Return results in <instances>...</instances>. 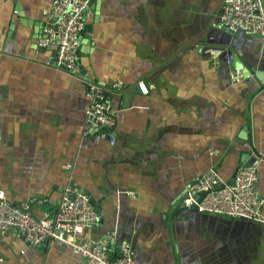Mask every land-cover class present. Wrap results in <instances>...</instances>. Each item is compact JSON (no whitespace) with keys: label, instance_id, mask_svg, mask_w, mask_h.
Listing matches in <instances>:
<instances>
[{"label":"crops","instance_id":"1","mask_svg":"<svg viewBox=\"0 0 264 264\" xmlns=\"http://www.w3.org/2000/svg\"><path fill=\"white\" fill-rule=\"evenodd\" d=\"M51 3L0 0L5 197L42 216L57 211L70 184L101 214L85 236L114 231L111 247L128 242L134 264H264V223L181 202L185 186L211 166L229 180L245 153L257 162L255 188L264 193V81L231 78L234 53L264 72V37L228 31L223 0H92L91 31L81 40L90 43L80 42L78 53L84 78L55 68V46L38 44ZM183 47L174 67L160 68ZM140 80L148 93L123 107ZM91 83L104 88L115 124L83 134ZM0 253L1 264H85L55 241L28 245L14 228L0 234Z\"/></svg>","mask_w":264,"mask_h":264},{"label":"built area","instance_id":"2","mask_svg":"<svg viewBox=\"0 0 264 264\" xmlns=\"http://www.w3.org/2000/svg\"><path fill=\"white\" fill-rule=\"evenodd\" d=\"M92 0H52L45 12L38 44L41 47L55 46L52 65L60 70L77 75L80 72L78 53L79 37L85 30L86 16ZM220 19L230 32L247 31L264 37L263 0H223ZM241 71L232 73V80L241 78ZM143 94L149 85L137 82ZM121 89L122 84H112ZM90 102L84 108L83 134L111 128L115 124V112L105 90L96 83L89 86ZM258 181L257 162L239 163L229 180L223 179L213 166L195 178L181 193L185 208L200 213L244 218L264 223L262 206L264 193L256 190ZM101 219L89 196L74 190L70 184L63 187L58 209L54 213L34 215L27 202L14 204L0 190V234L8 228L18 231L22 241L30 246L46 240L55 241L80 255L85 264H134V251L126 241L117 243V251L110 244L116 243V234L105 230L102 238L94 240L85 236V230ZM4 256L0 253V264Z\"/></svg>","mask_w":264,"mask_h":264},{"label":"water","instance_id":"3","mask_svg":"<svg viewBox=\"0 0 264 264\" xmlns=\"http://www.w3.org/2000/svg\"><path fill=\"white\" fill-rule=\"evenodd\" d=\"M97 4H98V2L96 1L95 4H94V8L97 7ZM85 29H86V34L84 33V35H80V37H79V41L82 42V43L89 44V43H90L89 41H87V42H86V41H81L82 38H83V36H84L85 38H88V33L91 31L90 28L87 27L86 25H85ZM237 32H238V31H237ZM258 36H259V35H258ZM191 47H193V46H191ZM188 48H189V46H188ZM79 49H80V48H79ZM186 49H187L186 47L181 48V49L177 52V54L175 55V57H174L173 60H171V61L168 62L167 64L161 66L160 68H161V69H170V68L174 67L175 64H176V61H178V59H179V55H180L184 50H186ZM198 49H199V48L197 47V50H198ZM54 58H55V50L53 51V55L51 56V58H50V60H49V62H50L51 64L54 62ZM231 64H232V66H233L234 69L241 71L243 77H246V76H248V75H250V74H254V75H255V76H256L261 82L264 81V72L259 71V70H257V71H256V70H255V71L250 70L249 67H247V66H245V65L243 64L242 59L238 56V54L234 53V54L232 55V62H231ZM84 74H85V70H84V68H83V67L81 66V64H80V72L77 73V75H79V76H83L84 78H86V77L84 76ZM135 93H136V94H141V91H140V88H139L138 84H136L132 89H129L128 91H126V92L124 93L123 107H125V108L130 107V103H131L132 97H133V95H134ZM243 131H245V128L243 129ZM93 132H95V131H93ZM93 132H91V133H93ZM240 136H241V135H240ZM254 160H255L254 157H249L248 154H246V153H245V154H242V156H241V161L244 162V163H246V164H251Z\"/></svg>","mask_w":264,"mask_h":264}]
</instances>
